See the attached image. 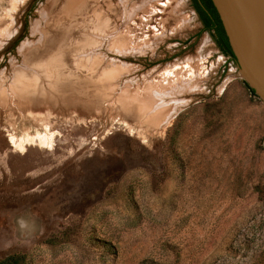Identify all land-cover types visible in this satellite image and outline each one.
Masks as SVG:
<instances>
[{"label": "rangeland", "instance_id": "1", "mask_svg": "<svg viewBox=\"0 0 264 264\" xmlns=\"http://www.w3.org/2000/svg\"><path fill=\"white\" fill-rule=\"evenodd\" d=\"M200 28L189 0H0V259L264 264V103Z\"/></svg>", "mask_w": 264, "mask_h": 264}, {"label": "water", "instance_id": "2", "mask_svg": "<svg viewBox=\"0 0 264 264\" xmlns=\"http://www.w3.org/2000/svg\"><path fill=\"white\" fill-rule=\"evenodd\" d=\"M235 59L238 78L264 103V0H210Z\"/></svg>", "mask_w": 264, "mask_h": 264}, {"label": "trees", "instance_id": "3", "mask_svg": "<svg viewBox=\"0 0 264 264\" xmlns=\"http://www.w3.org/2000/svg\"><path fill=\"white\" fill-rule=\"evenodd\" d=\"M192 2L193 8L197 12L199 20L201 22V28L198 33L209 32L220 52L223 55L227 56L228 59L235 62L221 23L211 1L202 0L204 8L199 3H197L196 0H193ZM242 84L250 95L256 97L253 90L249 88L244 81H242ZM0 264H25L24 256L20 254L7 255L0 259Z\"/></svg>", "mask_w": 264, "mask_h": 264}, {"label": "bare ground", "instance_id": "4", "mask_svg": "<svg viewBox=\"0 0 264 264\" xmlns=\"http://www.w3.org/2000/svg\"><path fill=\"white\" fill-rule=\"evenodd\" d=\"M68 28H66L65 30H66V32H69V29L67 30ZM64 30V31H65ZM63 43H60V42H58L56 45L57 46H61ZM47 47H48V41H47ZM40 55H42V54H40ZM35 56V55H34ZM33 56V57H34ZM39 56V55H38ZM50 57V58H49ZM45 59V58H44ZM43 59V60H44ZM41 58H40V60H39V63L38 62H36V64L37 65H45V66H47L48 68H50L51 69V76H52V78H58V79H62V78H70V74H67V73H63V71H60V70H58V67L60 68V69H62V70H68V66H67V62H66V59L64 58V56H61V54H59L58 52H56V51H52L51 53H50V55L48 56V58L46 59V60H44V62L42 63L41 62ZM34 61V63H35V60H33ZM45 63V64H44ZM44 67V66H43ZM63 67V68H62ZM57 70V71H55L54 72V70ZM46 71V70H45ZM45 74V73H44ZM50 75V74H49ZM71 91V90H70ZM67 93V92H66ZM62 95V94H61ZM15 96V95H14ZM22 98V97H21ZM30 109V108H29ZM9 139H10V137H9ZM14 144L15 146H16V144H18V143H16L15 144V142H14V140L11 138V144ZM20 145V144H19ZM18 146V145H17ZM16 146V147H17ZM14 147V146H13Z\"/></svg>", "mask_w": 264, "mask_h": 264}, {"label": "flooded vegetation", "instance_id": "5", "mask_svg": "<svg viewBox=\"0 0 264 264\" xmlns=\"http://www.w3.org/2000/svg\"><path fill=\"white\" fill-rule=\"evenodd\" d=\"M193 0H189V2H190V5H191V7H192V9H193V11L195 12V14H196V16H197V18H198V20H199V17H198V14H197V12L195 11V9L193 8V5H192V2ZM195 1V0H194ZM196 2L197 3H199L203 8H204V4L202 3V0H196ZM199 22H200V20H199ZM201 23V22H200ZM213 42H214V44H215V41L213 40ZM215 47L217 48V46H216V44H215ZM218 49V48H217ZM219 50V49H218ZM219 52H220V50H219ZM227 57V56H226Z\"/></svg>", "mask_w": 264, "mask_h": 264}]
</instances>
